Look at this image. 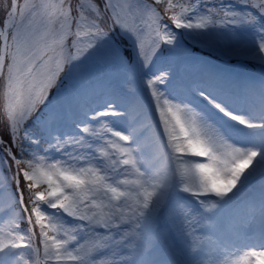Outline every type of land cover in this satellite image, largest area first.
Wrapping results in <instances>:
<instances>
[{"label":"snow or ice","instance_id":"obj_1","mask_svg":"<svg viewBox=\"0 0 264 264\" xmlns=\"http://www.w3.org/2000/svg\"><path fill=\"white\" fill-rule=\"evenodd\" d=\"M211 2L0 0V264H150L147 257L157 251L165 255L161 264H232L204 257L218 251L224 257L233 249H260L246 252L244 264H264V240L248 243L253 238L249 230L256 222V208L247 207L223 228L218 225L213 216L220 202L212 197H226L233 188L208 186L200 169L176 150L179 130L166 117L159 120L167 147L157 149L145 161L148 170L138 159L140 146L133 147L134 137L149 126L139 102L126 105L132 117L127 134L117 130L111 120H99L125 114L111 103L92 117L98 124L84 122L81 134L74 136L55 133L64 114L54 108L41 124L50 137L42 152L38 150L40 139L26 126L51 103L54 89L73 61L94 49L111 62L124 61L119 49L110 43L117 29L135 38L147 67L162 45L177 44L172 25L204 34L211 28L258 22L252 13L237 12L231 5L209 7ZM242 2L264 15V0ZM245 47L230 46L228 51L235 53ZM254 56L264 63V34ZM167 76L161 73L146 81L159 114L173 110L170 99L159 89ZM105 91L104 85H98L87 99ZM129 91H134L131 83ZM75 99L82 102L80 95ZM213 103L240 124L264 128V124H255ZM176 110L182 113V109ZM192 128L197 134L202 131L195 117ZM248 151L259 155L256 150ZM49 152L59 153L60 158ZM207 166L232 176L225 156H209ZM245 172L232 179L234 187ZM173 176L178 177L183 191L198 199L205 197L200 199L203 211L178 205L169 215L170 223L162 225L159 215L167 208ZM193 180L197 187L189 191ZM44 204L79 223L65 226L43 210ZM259 212L264 217V206ZM202 229L208 230L202 234L207 237L206 244L196 235Z\"/></svg>","mask_w":264,"mask_h":264},{"label":"rangeland","instance_id":"obj_2","mask_svg":"<svg viewBox=\"0 0 264 264\" xmlns=\"http://www.w3.org/2000/svg\"><path fill=\"white\" fill-rule=\"evenodd\" d=\"M223 5H231L233 9L237 12L245 13L249 12L253 15L257 16L258 22L255 25L252 24H244V25H238V26H230V28H211L204 34H196L192 30L187 29H177L174 25L171 26V30L176 33L177 35V44L175 46H170L167 44H164L161 46V48L158 50L156 55L154 56L151 64L147 67L143 65L142 59L139 56V50L136 45L135 38L129 34L121 31L118 29V33L127 41L129 44L128 47L124 45L120 39L115 37V35H111L110 37V43L113 47H116L119 49L121 54L124 57L123 62H111L108 60L101 52L98 50H91L89 53H86L83 57H81L77 61H73L72 64L68 65L66 67V71L64 76L61 79V82L59 86L54 89L53 96L50 98L51 103L49 105H46L43 107L41 112L39 113L38 117L35 120L34 127L30 126L28 127L30 130L34 131H42L44 133V140H46L47 132H45L41 124L46 119L48 114L54 109L58 108L63 112V119L57 126L58 128L64 126L67 124V117H68V105L66 101L63 99V95H67L69 99L76 101V96L80 95L82 99V103L85 105L87 104L85 102V99H87L89 92L85 91V89L89 90L91 87V81L94 79L97 80L98 74H104L109 75L113 78L118 79L119 82H122V78H128L129 80L124 82L123 85H125V90L128 93L134 94V91L136 89V85L134 84L132 79L136 78V67L138 66L141 69V75H140V82L144 81V90L146 92V97L148 99L153 98L151 93L149 92V88L147 90V83L146 81L149 79V77H152L154 74H161V73H168V76L165 78L164 82L159 85V89L164 94L166 93L167 85L172 82L174 77L178 79V77H181L178 72H175V68L177 65H182L184 68L183 73L185 75L181 78H184L188 74H190L193 78L189 79L187 82H182V86H179L180 91L182 94L179 97L192 98V96L187 92L186 86L189 83H196L198 86V90L207 92L206 94L210 97V100L221 103L223 102L220 94L227 92V94H233L237 88H242L245 92H257L259 91L262 93L264 91V63L259 62L255 56L254 53L256 51L258 41L262 34H264V15H261L258 10L254 9L251 5L245 4L242 2V0H221L220 2ZM220 4V6H221ZM208 6H214L213 4L208 3ZM246 46L245 48L241 49L238 52H230L228 51V48L230 46ZM126 48H131L134 51L135 58L137 57V61L134 58H130L126 53ZM180 51V56L177 59H174L173 61H170L168 59V54L173 56V53L175 54V51ZM177 52V51H176ZM189 57H197L199 59H205L206 61L213 62L214 65L217 67H220L225 70V72L230 73L231 75H237L238 72H235V69L243 68V74H242V81L238 85L236 83H233L232 81L228 79H222L227 76V74H223L222 78L218 75L214 78L208 77L207 81L210 85L202 82V75L204 74L203 69H195L194 60H189ZM167 60L168 62H172L167 67H158L160 64ZM238 60L240 61V65L236 66L234 64V61ZM119 65L125 66L124 69L120 68ZM156 68H160L156 70ZM156 70V72L154 71ZM199 80L201 82L199 83ZM227 81V82H226ZM94 82V81H93ZM132 84L134 86V91H129V84ZM214 84V85H213ZM84 88V89H83ZM85 91H83V90ZM257 90V91H256ZM151 91V89H150ZM106 92H103L99 95H104ZM264 95V94H263ZM261 95V96H263ZM263 98V97H262ZM261 98V99H262ZM103 99L105 101H103ZM137 101L141 102L143 101V104H146V100H144V96L142 95V98H136ZM193 99V98H192ZM264 99V98H263ZM95 104H97L100 108L99 112H102L107 107V104H115L116 111L125 113L121 116H114V117H100L99 120H111L113 123V126L120 131H123L124 133H129L130 129H127L124 126H120V122L124 121L127 122L128 119L131 117L126 112V107L121 106L120 102L117 99H109L105 96H102L101 100L96 99L95 96H93L91 99ZM87 101V100H86ZM185 102H188L189 105H191L195 110H198V108L193 104L194 102H191V100L185 99ZM258 103V102H256ZM264 102H262L263 104ZM223 104H225L223 102ZM247 105L251 106L252 104H255L254 101H251V103H247ZM231 107L235 108V110H239L238 103L234 101L230 104ZM264 105V104H263ZM225 106H227L225 104ZM228 107V106H227ZM244 108V107H243ZM247 107H245L246 109ZM202 111L198 112L202 114L204 117L207 118L208 121H211L216 126L219 125L220 118L219 116L214 115L212 112H210L205 106H202ZM228 110L231 109L228 107ZM88 111V110H87ZM154 111H156L154 109ZM97 111H93L90 113L88 111L89 116L92 117L95 116ZM81 116V115H80ZM132 118V117H131ZM85 119H83L84 121ZM99 120L92 121L87 120L86 122L89 124H98ZM82 125L83 123H79ZM132 124V121H131ZM83 126V125H82ZM97 127H100L97 125ZM99 129V128H98ZM251 129V128H250ZM255 129V128H254ZM264 128H258L259 131H263ZM42 134V133H41ZM81 133H78L76 135H79ZM34 135V134H33ZM74 136V135H73ZM141 134L134 137L133 147H136L137 145L143 146L144 141L142 137H140ZM35 137V136H34ZM110 138L106 137V139ZM256 144L259 148H264V135L259 138L257 137ZM47 145V144H46ZM166 145L165 143L162 144L161 148ZM239 146V145H238ZM39 151H43V146L41 145L38 149ZM48 155L53 156L54 158H60V154L56 152H49ZM138 159L139 155H138ZM203 163H207V159L202 160ZM201 162V163H202ZM142 167L145 170H148L145 166V164L142 163ZM123 177V176H121ZM125 178V177H123ZM130 179H134L135 177H129ZM173 184H178L179 180L178 178L172 181ZM254 183L256 186H260V183L257 180H249L246 184V191H250V184ZM182 189V187H181ZM13 190L16 191L15 187L13 186ZM183 190V189H182ZM181 190V191H182ZM178 190L173 188L169 191L170 196L174 197L177 200H174V204L171 203L167 209H163L160 212L159 215V221L163 219V221H167L169 224V215L170 213H173L174 210L178 205H183L186 208L192 209L194 212H200L203 211L202 208L196 207L194 204L188 202L185 198L182 200L183 195H177ZM250 195V192H249ZM179 202V203H177ZM43 210L51 215L52 217L56 218L59 222L63 223L65 226H73L77 223L71 222L68 220L66 214L60 212V213H54L52 208H50L47 204L42 205ZM169 208V209H168ZM169 212V213H167ZM152 218V215H151ZM0 222H3L2 219H0ZM48 221L45 220V223ZM167 224V225H168ZM222 223L219 221V226L221 227ZM197 237H200V232L196 233ZM262 233L258 232V237H260ZM201 239V237H200ZM154 253H158L161 259H164V254L162 251H157ZM147 260L150 262L151 260L147 258ZM55 264V263H54Z\"/></svg>","mask_w":264,"mask_h":264},{"label":"bare ground","instance_id":"obj_3","mask_svg":"<svg viewBox=\"0 0 264 264\" xmlns=\"http://www.w3.org/2000/svg\"><path fill=\"white\" fill-rule=\"evenodd\" d=\"M176 51H175V54L173 55L174 56L173 60L179 58L180 56V51L178 50ZM189 60H197L195 62V65L197 67L199 66V69L200 70L203 69L204 71V74L202 75V82L208 85H210L209 82L207 81L208 77L214 78L218 75L219 77L222 78L223 74H227L225 78H222L223 80L228 79L232 81L233 83H236V85L243 82L242 81V74H243L242 67L239 68L237 75H234V74L231 75L230 73L225 72L224 69L214 65L213 62L211 61L209 62V61H206L205 59L199 60V58L197 57H189ZM171 63L172 62L168 63L167 61H163L158 67L160 68L167 67ZM119 67L122 69L125 68V66L123 65H119ZM160 68H156V70ZM135 70L137 71L136 75L141 71V69L138 66L136 67ZM154 75H157V74H154ZM96 78L97 80L94 79L93 80L94 82L91 81L92 87L89 90H87L88 88L85 89V91L90 93L98 85H104L106 88V91H105L106 94L96 95L95 97L98 100H101L102 96H105L109 99H117L120 102L121 106L126 107L127 104L139 102L137 101L138 99L136 98H142V92L137 86L136 79H132L134 84L136 85V89L134 91V94H131V93L126 92V90L124 89L125 85H123L124 82L129 80L128 78H122L123 80L122 82H119L118 79L115 80V78L109 75H104V74H101V75L98 74ZM136 78L137 80H139L138 77ZM200 82L201 80H199V83ZM263 94H264V91L262 93H260L259 91L248 93L246 101H249L250 103L251 101H254L255 103L258 102V104H252L251 108H249L245 112L236 111L235 108L231 107L230 105L231 103L239 99L237 95L235 94L227 95L224 92L220 94V97L222 101L231 109L230 112L236 115H239L242 118L249 120L255 124H264V105H263L264 103L262 104V102H264ZM204 96L206 95L204 94ZM62 97L66 101L68 105V109L71 111V118L75 119L76 118L75 113L79 111H83V113H88L86 111L85 105H82L81 103H78L77 101H73L69 99L67 95H63ZM185 99L191 100V102H194L193 104L198 108V110H196L197 112L202 111L201 110L202 102L198 100H195L192 98L189 99V97L187 98L177 97L176 95L173 101L189 104L188 102H185ZM103 101L105 100L103 99ZM140 101L141 102H139V104L141 106L142 115L147 118L149 126L139 133L141 134L142 132L146 131V133L142 137L144 141V145L140 146V151L138 152V155L141 160V163L147 166L145 161L150 159L153 153L157 149L161 148L163 142L167 143V140H166V136L163 134L162 125L159 120V112L156 110L155 104L153 106H150L151 101L147 100L146 104H143L142 100ZM223 102L221 103L223 104ZM154 109L156 111H154ZM131 121H132L131 117L128 119L127 122L121 121L120 126H124L127 129L131 130V126H132ZM218 127L222 130L225 137L230 142L236 144L237 146L239 145V147H242L244 149L256 150L259 153V155L255 158L252 165L245 166L246 172L242 175L240 182L237 184L236 188L232 191V193L228 194V196L223 197V198H219L215 196L212 197V199L218 200L220 202V207L214 213L213 219H215V216L218 217V219L216 220L217 223H218V220H220V222L226 226L229 220L235 218L244 209H246L249 206H254L256 208V213H255L256 222L249 230L253 238L250 239L248 243L249 244H253V243L259 244L262 240H264V217H261L260 212H259L260 208L264 206V148L257 147L255 139H257V137L259 138V136L262 137L264 135V129L263 131L258 130V128L260 127H256L255 129L254 128L250 129V127H248L247 125L240 124L239 121L233 120L231 117H228L226 119L220 118ZM98 128L99 127H97V129ZM195 162H201V161L196 159ZM120 178L124 179L123 177H120ZM253 179L257 180L260 183V186L258 187L256 191H251L250 189V191L248 190L247 192L246 184L247 182H249V180H253ZM172 187H173V182H172V186L170 187L169 191L172 189ZM249 192H250V195H249ZM169 195L170 193L168 194L167 200L169 199ZM151 215H152L151 211H149V214H148L149 225L152 222ZM207 231H208L207 229L201 230V240L199 242L205 243V244L208 243L207 237H204L202 235L206 233ZM258 232L262 233L260 237L257 236ZM253 250L259 251L260 249H244L240 252H237L235 249H233L227 256H224V257H223V252L218 251L212 254L211 256H205L204 259H224V260H228L232 262V264H236V262H239V264H244V261L247 259V257L245 256V253L253 251ZM147 258L151 260L150 264H161V262L164 260L160 258L158 253L151 254Z\"/></svg>","mask_w":264,"mask_h":264},{"label":"clouds","instance_id":"obj_4","mask_svg":"<svg viewBox=\"0 0 264 264\" xmlns=\"http://www.w3.org/2000/svg\"><path fill=\"white\" fill-rule=\"evenodd\" d=\"M173 105V110L159 114V119L167 118V122L171 123L179 130V143L177 151L190 153L191 155L184 157L192 166L198 167L205 177L209 187H227L236 188L231 183L239 172H245L242 164L252 165L253 159L256 157V152H249L248 149L237 146L230 142L222 132V130L206 117L198 113L191 105L186 103L169 101ZM182 109V113L176 109ZM196 118L201 125V133L197 134L192 128L193 118ZM243 123V121H241ZM167 140V138H166ZM168 152L171 149L168 148ZM218 155L227 157L231 164L232 176H229L225 171H218L215 168L207 166V163L195 162L193 158H206L209 156ZM227 167V164L225 165ZM178 177H170L177 179ZM197 187L195 180L192 182V187L189 191H194Z\"/></svg>","mask_w":264,"mask_h":264}]
</instances>
